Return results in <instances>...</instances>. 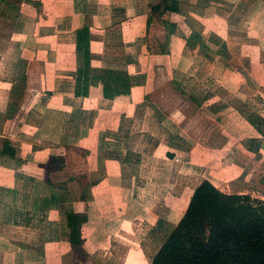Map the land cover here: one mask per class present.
Segmentation results:
<instances>
[{"label":"crops","instance_id":"crops-1","mask_svg":"<svg viewBox=\"0 0 264 264\" xmlns=\"http://www.w3.org/2000/svg\"><path fill=\"white\" fill-rule=\"evenodd\" d=\"M244 177L264 0H0V264H120L117 234L151 264L204 181Z\"/></svg>","mask_w":264,"mask_h":264},{"label":"trees","instance_id":"trees-1","mask_svg":"<svg viewBox=\"0 0 264 264\" xmlns=\"http://www.w3.org/2000/svg\"><path fill=\"white\" fill-rule=\"evenodd\" d=\"M69 222L71 242L80 245L86 217L74 215ZM151 264H264V201L204 181Z\"/></svg>","mask_w":264,"mask_h":264},{"label":"rangeland","instance_id":"rangeland-1","mask_svg":"<svg viewBox=\"0 0 264 264\" xmlns=\"http://www.w3.org/2000/svg\"><path fill=\"white\" fill-rule=\"evenodd\" d=\"M200 10H202V9L200 8ZM258 174H260V171H258ZM247 179H246V177L243 178V182L244 183H242V185L234 184L233 186L231 185L230 187H227L225 192L227 194H232V193L233 194H238V193L243 192L245 190V185L247 183H250L251 185L249 184L248 187L246 185V188H248V189H249V186H250L249 191L246 194H241V195H248V196H251L252 199H254V200L256 199V200L264 201V178H262L260 180V177L259 178H255V179L247 177ZM116 240H117L116 243L119 246H121L120 250H119V258H121V259H119V262L121 264L122 259H123V252L125 251L124 250V248H125V240H123L121 238V236L118 235V234L116 235ZM147 259L151 263V257L150 258L148 257V253H147Z\"/></svg>","mask_w":264,"mask_h":264}]
</instances>
